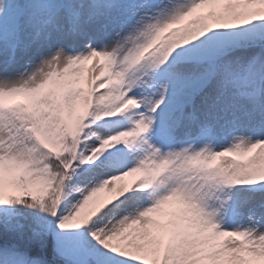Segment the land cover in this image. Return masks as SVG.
Instances as JSON below:
<instances>
[{
    "label": "snow or ice",
    "instance_id": "1",
    "mask_svg": "<svg viewBox=\"0 0 264 264\" xmlns=\"http://www.w3.org/2000/svg\"><path fill=\"white\" fill-rule=\"evenodd\" d=\"M0 264H264V0H0Z\"/></svg>",
    "mask_w": 264,
    "mask_h": 264
},
{
    "label": "rangeland",
    "instance_id": "2",
    "mask_svg": "<svg viewBox=\"0 0 264 264\" xmlns=\"http://www.w3.org/2000/svg\"><path fill=\"white\" fill-rule=\"evenodd\" d=\"M88 67L91 68V62L89 63V66Z\"/></svg>",
    "mask_w": 264,
    "mask_h": 264
}]
</instances>
